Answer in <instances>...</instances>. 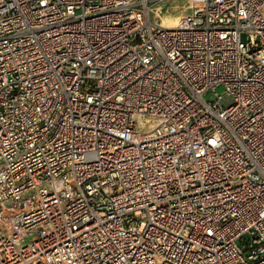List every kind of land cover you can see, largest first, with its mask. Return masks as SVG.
Wrapping results in <instances>:
<instances>
[{"label":"built area","instance_id":"2783aa9c","mask_svg":"<svg viewBox=\"0 0 264 264\" xmlns=\"http://www.w3.org/2000/svg\"><path fill=\"white\" fill-rule=\"evenodd\" d=\"M0 264H264V0H0Z\"/></svg>","mask_w":264,"mask_h":264},{"label":"bare ground","instance_id":"6f19581e","mask_svg":"<svg viewBox=\"0 0 264 264\" xmlns=\"http://www.w3.org/2000/svg\"><path fill=\"white\" fill-rule=\"evenodd\" d=\"M179 16H167L161 17L162 24L165 28H174L177 25Z\"/></svg>","mask_w":264,"mask_h":264},{"label":"rangeland","instance_id":"374dc122","mask_svg":"<svg viewBox=\"0 0 264 264\" xmlns=\"http://www.w3.org/2000/svg\"><path fill=\"white\" fill-rule=\"evenodd\" d=\"M175 3H176L177 5H181V4H182V2H180V1H176ZM167 16H179V14H175V15H173V14H172V15H170V14H167V15H166V14H165L163 17H167Z\"/></svg>","mask_w":264,"mask_h":264}]
</instances>
